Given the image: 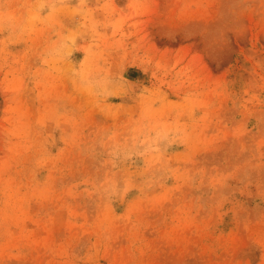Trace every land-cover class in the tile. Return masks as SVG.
<instances>
[{"label": "rangeland", "instance_id": "obj_1", "mask_svg": "<svg viewBox=\"0 0 264 264\" xmlns=\"http://www.w3.org/2000/svg\"><path fill=\"white\" fill-rule=\"evenodd\" d=\"M0 264H264V0H0Z\"/></svg>", "mask_w": 264, "mask_h": 264}]
</instances>
